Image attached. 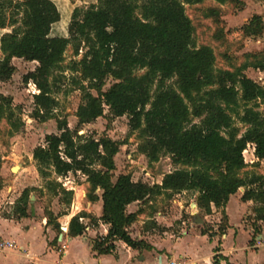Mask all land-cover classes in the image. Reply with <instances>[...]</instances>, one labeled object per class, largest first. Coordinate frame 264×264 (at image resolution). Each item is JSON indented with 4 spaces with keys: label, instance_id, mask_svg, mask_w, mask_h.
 <instances>
[{
    "label": "trees",
    "instance_id": "trees-1",
    "mask_svg": "<svg viewBox=\"0 0 264 264\" xmlns=\"http://www.w3.org/2000/svg\"><path fill=\"white\" fill-rule=\"evenodd\" d=\"M206 1L86 0L87 7L73 8L63 35H57L54 26L61 21V14L52 0H0V29L7 30L0 36V83L15 73L12 59L36 62L35 69L22 76V83L32 84L37 92L32 96L30 117L39 123L54 120L57 130L44 136L43 146L33 149L42 187L21 192L12 219L28 217L31 193L57 199L68 209L73 191L60 180L79 173L89 184L88 202L98 201L95 191H101L99 221L109 230L94 243L98 254L112 252L114 239L139 249L144 244L127 232L139 212L128 214L127 206L176 192L195 196L203 216L211 215L212 208L221 212L215 226H202L201 233L211 239L226 232V203L238 189L245 188L242 199L255 205L249 219L254 238L258 235L257 223L264 225V176L242 171L247 145H253L255 158L264 162V87L245 71H264V50L240 58L231 56L222 10L205 7ZM214 1L219 5L227 2ZM186 6L201 11L202 17L211 21V39L224 47L219 55L226 67H216L212 47L197 46L196 26ZM263 29L264 15H254L240 31L244 38L257 39ZM68 47L74 57L82 49L85 52L63 67ZM236 59L242 62L237 64ZM66 71L72 91L81 95L74 130L57 111L56 95L61 93L59 84ZM108 79L113 83L103 90ZM12 104L11 97L0 94V122L5 121L10 137L25 127L21 110ZM105 108L108 123L127 117L131 133L138 139L147 136L137 144V152L147 157L148 166L162 157L170 159L174 169L160 184L133 181L130 174L115 176L114 158L123 144L108 136L86 139L78 135L80 127L104 117ZM61 215L66 214L55 216L44 210L47 225L58 232L57 218ZM84 217L80 213L70 219L69 237L83 233L85 227L79 219ZM218 258L214 256L215 264Z\"/></svg>",
    "mask_w": 264,
    "mask_h": 264
},
{
    "label": "crops",
    "instance_id": "crops-1",
    "mask_svg": "<svg viewBox=\"0 0 264 264\" xmlns=\"http://www.w3.org/2000/svg\"><path fill=\"white\" fill-rule=\"evenodd\" d=\"M52 1L61 14V21L54 26L57 35H63L73 8L88 5L86 0H79L74 3L72 0ZM244 9L242 12H238L236 17H242ZM248 20V18H244L242 25ZM226 31L229 32L228 34L231 33ZM5 32H7L6 29H0V36ZM239 40L242 41L240 56L245 53L260 52L264 50V29L260 38L252 39L240 36ZM14 60L18 59H12V61ZM27 63H31L34 69L37 66L36 62ZM245 74L250 79H252V75H259V84L264 87V71L248 68ZM12 79L13 76L7 82H11ZM252 80L256 82V80ZM5 83H0V87ZM28 85L32 86L33 91H35L32 84L29 83ZM246 150L248 161L244 158L246 168L242 172L264 176V162H259L255 158L254 146L247 145ZM143 157L147 159V157ZM8 158L0 153V169L1 165L3 166V161ZM28 161L29 165L23 163L20 174L22 177L21 188L18 190L19 196L25 188L42 187V182L37 174L38 162L34 160L32 155ZM27 171L34 172L33 179L25 175ZM119 174L122 173H116L115 176ZM68 175L63 182L61 180L60 182L66 189L73 191V199L70 205L72 210L70 213H65L66 215L59 216L57 223L60 225V231L61 227H66L68 230L70 219L83 213L87 216L79 219L85 227L83 233L77 237H69L67 231L65 233L63 231L58 232L53 226L47 225L44 216L40 218L31 217L29 211L27 218L18 220L12 219L11 215L0 216V240L12 242L15 245L14 248H7L0 253V264H54L60 259L70 264H163L170 259L184 260L188 264H215L214 256L219 257L217 264H264V225L257 223L259 233L254 238L252 220L248 222L246 218L252 216L255 205L252 201L242 199L245 188L238 189L226 203L224 212L227 216L228 228L220 240L217 236L210 239L207 235H203L201 233L202 226L197 230L193 226L194 223L189 230L184 228L185 219L183 217L185 215L190 216L192 204H195L196 207L197 205L194 200L195 196L185 192H176L170 193L168 197L161 196L154 201L136 202L127 206L126 212L128 214L139 212L136 221L127 229L131 239L141 241L144 244L139 249L134 250L122 241L114 239L112 252L98 254L94 249V243L106 237L109 230L108 225L99 221L102 214L101 191L99 189L95 191L98 201L92 204L86 199L89 188L86 178L77 173L75 175L79 178V183H74ZM1 177L0 198L5 197V191L8 193L17 192V186L13 182L6 181L2 174ZM162 177L160 175L156 184L161 183ZM5 184L7 185L5 186ZM83 199L87 201L85 208L81 205ZM8 203L11 204L10 201ZM198 214L199 216L202 214L199 209ZM200 217L202 218V215ZM220 218L221 212L212 208V214L203 216L202 220L204 223L206 219H215L218 223ZM177 228L178 231H176ZM200 240L204 241L209 248L208 253L202 257L200 252L194 249L195 242ZM62 246L65 247L63 255ZM216 248L218 249L217 252L215 251Z\"/></svg>",
    "mask_w": 264,
    "mask_h": 264
},
{
    "label": "rangeland",
    "instance_id": "rangeland-1",
    "mask_svg": "<svg viewBox=\"0 0 264 264\" xmlns=\"http://www.w3.org/2000/svg\"><path fill=\"white\" fill-rule=\"evenodd\" d=\"M72 1L74 3L79 0ZM236 2L238 3L234 4L233 2H230V0H227L225 4L219 5L214 0H207L205 2V7L215 6L222 10L223 15L221 19L223 21L224 30L231 32L227 35V41L230 46L228 52L234 58H240L242 51V41L239 40L240 36H242L240 28L244 23L242 20L244 18L251 19L254 15H264V0H236ZM79 7L87 6L80 5ZM185 8L187 15L196 26L195 41L197 46L208 45L212 47L217 55L216 67H226L225 62L220 58L219 55L224 47L218 46L216 43L212 42L211 39V35L214 32V26H212L211 21L209 19H204L201 15V11L196 10L194 7L186 6ZM243 9L244 12L242 13V17H236L237 13L240 11L242 12ZM84 52L85 50L82 49L80 50L79 55L74 57L72 49L68 47L64 55L63 67L68 66L73 60H79ZM239 60H237V64L242 62ZM11 63L13 66H15L16 71L13 74V79L11 82H6L0 87V93L6 95L7 97H11L13 102L12 105L14 107H19L21 110L20 115L25 123V127L20 133L10 137L7 135L8 128L6 123L4 121L0 122V153L1 155L9 157L7 160L3 161V166L1 165L0 184L2 181V174L6 181L11 183L13 182V184L17 186V192L12 191L8 193L5 191V197L0 198V216L4 217L11 215L14 203L17 198H19L18 190L21 188L20 184L22 176H20V174L22 172L23 163L25 165H29L28 158H31L32 151L36 146L44 145V136L46 134L57 133L56 123L54 120L48 121L46 123H39L30 117L33 111L32 96L37 92L33 91L32 86L22 83V76L30 71H33V65L21 59L11 61ZM64 76H66L65 79H62L61 83L59 84L61 93L56 95L58 100L57 111L59 115L66 118L69 128L74 130L77 127L75 112L80 104L81 95L79 91H72V86L69 80L70 74L68 71L64 73ZM251 78L260 83L258 79L259 75H252ZM112 83L113 81L108 79L105 83V86L103 87V90L109 88ZM67 90L71 91L65 94L64 92ZM145 109H147V107ZM261 109L264 110V106H262ZM104 115V117L98 118L95 122L80 127L78 135L85 137L86 139H99L102 136H108L111 140L123 144L120 147L119 153L114 158L116 164V170L114 174H130L134 181H141L151 185L152 183L156 184V181L159 180L160 171H164L166 173L173 171L174 167L171 165V161L168 157H162L158 163L154 164L153 166H148L147 159L137 152V144L146 140L147 136H142L140 139H138L136 133H131L128 127L127 117L116 118L112 122L108 123L109 114L107 108L104 110ZM195 122H197V120H195ZM246 151L247 150L245 149L243 158H246L248 161ZM15 166H17V170L12 172L11 168ZM25 175L30 179L34 178L33 171H27ZM68 176L71 178L72 182L79 183V178L76 177L77 175L73 176L71 174ZM61 181L63 182L64 179H61ZM6 185L7 184H5V186ZM0 186L2 187V185ZM30 198L32 204L29 208V214L31 217H43L45 209L51 210L54 215L70 213L72 210V206H70L68 210H64L56 199L50 200L49 197L39 196L37 193H31ZM9 201L11 204L8 203ZM86 202L87 201L85 199L82 200L81 205L83 208H85ZM201 215L202 214H200V216ZM183 219H185L184 228L189 230L193 224V217H191V215H185ZM246 220L248 222L250 221L249 218H246ZM216 223L217 222L215 219H206L202 225L193 224V226L199 230V228L204 224H206V227H208L215 226ZM179 225L181 224L179 223ZM178 230L179 229L177 228L176 231ZM217 238L220 240L221 236L218 235ZM194 249L200 252L201 257L205 256L209 251L207 244L201 240L195 242Z\"/></svg>",
    "mask_w": 264,
    "mask_h": 264
},
{
    "label": "built area",
    "instance_id": "built-area-1",
    "mask_svg": "<svg viewBox=\"0 0 264 264\" xmlns=\"http://www.w3.org/2000/svg\"><path fill=\"white\" fill-rule=\"evenodd\" d=\"M34 89H35V87H34ZM34 92H36V90ZM244 152H245V150H244ZM14 247H15V245L12 242H6L3 240H0V253L7 248H14ZM64 249H65V247L62 246V255L65 252ZM54 264H70V263H66L60 259L59 261L55 262ZM160 264H162V263H160ZM163 264H188V263L184 260L170 259L168 262L163 263Z\"/></svg>",
    "mask_w": 264,
    "mask_h": 264
},
{
    "label": "water",
    "instance_id": "water-1",
    "mask_svg": "<svg viewBox=\"0 0 264 264\" xmlns=\"http://www.w3.org/2000/svg\"><path fill=\"white\" fill-rule=\"evenodd\" d=\"M16 170H17V166L11 168V171H12V172H14V171H16ZM159 174H160L161 176H164V175H166L167 173L164 172V171H160ZM190 215H191V217H193V223H194V224H197V225H202V224H203V220H202V218L199 216V214H198V209H197V207L195 206V204H192V206H191ZM61 231L66 232V231H67V228H66V227H61Z\"/></svg>",
    "mask_w": 264,
    "mask_h": 264
}]
</instances>
